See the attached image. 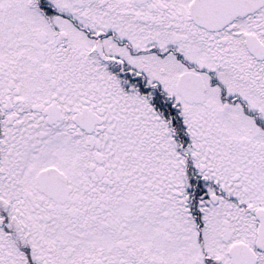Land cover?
<instances>
[{"label":"snow or ice","instance_id":"obj_1","mask_svg":"<svg viewBox=\"0 0 264 264\" xmlns=\"http://www.w3.org/2000/svg\"><path fill=\"white\" fill-rule=\"evenodd\" d=\"M0 264H264V0H0Z\"/></svg>","mask_w":264,"mask_h":264}]
</instances>
